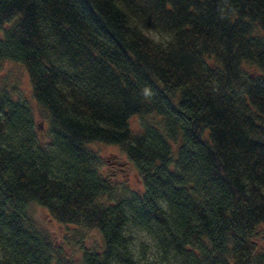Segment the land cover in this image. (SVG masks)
Returning a JSON list of instances; mask_svg holds the SVG:
<instances>
[{"label": "trees", "instance_id": "obj_1", "mask_svg": "<svg viewBox=\"0 0 264 264\" xmlns=\"http://www.w3.org/2000/svg\"><path fill=\"white\" fill-rule=\"evenodd\" d=\"M6 59L50 140L0 86V264H76L32 203L101 232L83 264H264V0H0ZM95 141L142 192L116 194Z\"/></svg>", "mask_w": 264, "mask_h": 264}, {"label": "rangeland", "instance_id": "obj_2", "mask_svg": "<svg viewBox=\"0 0 264 264\" xmlns=\"http://www.w3.org/2000/svg\"><path fill=\"white\" fill-rule=\"evenodd\" d=\"M14 87L15 97L26 98L32 106L37 124L38 140L41 145H47L50 140L49 121L45 111L32 93V83L26 67L20 61L6 59L0 64V86ZM144 118L134 115L130 118L133 130L141 131ZM101 157V171L109 177L116 188V194L121 196L126 190L142 192L144 184L140 178L137 167L128 155L117 144L95 141L89 144ZM30 211L38 224L47 229L62 246L67 256L74 259L76 264L82 263L84 248L100 249L103 246V237L99 230L81 228L74 224H63L54 219L48 209L37 203H32ZM142 239L148 240L143 232H139Z\"/></svg>", "mask_w": 264, "mask_h": 264}]
</instances>
